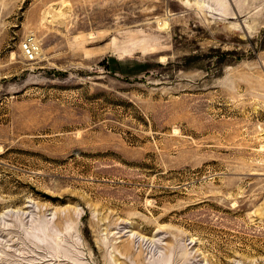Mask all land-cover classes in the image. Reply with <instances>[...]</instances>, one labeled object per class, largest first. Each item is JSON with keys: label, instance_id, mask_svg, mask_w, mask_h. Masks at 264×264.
<instances>
[{"label": "rangeland", "instance_id": "obj_1", "mask_svg": "<svg viewBox=\"0 0 264 264\" xmlns=\"http://www.w3.org/2000/svg\"><path fill=\"white\" fill-rule=\"evenodd\" d=\"M0 264H264V0H0Z\"/></svg>", "mask_w": 264, "mask_h": 264}, {"label": "built area", "instance_id": "obj_2", "mask_svg": "<svg viewBox=\"0 0 264 264\" xmlns=\"http://www.w3.org/2000/svg\"><path fill=\"white\" fill-rule=\"evenodd\" d=\"M32 39L33 37L30 36L27 37L21 46L22 54L27 60H35L36 58L35 52L39 51L36 42H34ZM34 47H35V51H34Z\"/></svg>", "mask_w": 264, "mask_h": 264}, {"label": "bare ground", "instance_id": "obj_3", "mask_svg": "<svg viewBox=\"0 0 264 264\" xmlns=\"http://www.w3.org/2000/svg\"><path fill=\"white\" fill-rule=\"evenodd\" d=\"M34 41V40H33ZM35 42V41H34ZM34 51H35V47H34ZM37 54H38V51L37 52H35V55H36V57H37Z\"/></svg>", "mask_w": 264, "mask_h": 264}]
</instances>
